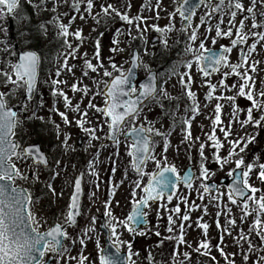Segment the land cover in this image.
<instances>
[{
  "label": "rangeland",
  "instance_id": "rangeland-1",
  "mask_svg": "<svg viewBox=\"0 0 264 264\" xmlns=\"http://www.w3.org/2000/svg\"><path fill=\"white\" fill-rule=\"evenodd\" d=\"M27 1V0H25ZM129 1V2H128ZM126 7L121 10L127 13L130 17L137 18L139 23V29L136 24H128L126 21L120 22L118 27L113 26L109 34L100 32L99 24L94 21L96 13L101 5L112 4L115 7L119 5L118 0H99L94 1L95 7L93 14L88 15L83 9L86 7L81 5V12L71 15L69 18L65 17L63 6L66 5L64 0H60L57 4L56 0H47V4L44 7V11L49 12V15L53 16L55 24L49 30H46L43 34V41L40 42L41 52V65H40V80L36 91V98L34 101H26V110L22 108L20 118L22 122V128H18L17 140H19L25 146L40 144L43 150L48 154L50 158V167L48 169L43 168L41 165L34 164L32 159L27 160V164H20V167L24 174L29 177L28 180H17V186L23 187L27 191H31L34 197L33 211L38 213L41 219V231H47L50 227L54 226L55 222H64V217L68 212L70 205V198L73 193L75 180L79 173L83 175L84 184V196L81 209V218L77 226L69 227L68 232L70 239L65 241L66 246L69 249V253L65 255L64 260L61 261L55 254L48 253L45 260L54 258L52 264H68V255L78 256L86 252L89 253V262L94 264L96 260L97 264H100V250L97 245L105 248V233L102 230L109 217L105 215L106 201L111 203V210L114 216L123 220L132 211V200L136 197L132 196L133 191H138L135 188V181L140 177L134 172L131 165V157L127 154L128 144L131 140L125 143V137H120L119 148L113 144H106L105 135L108 133V127L104 123V117L96 110L89 109L87 106L91 101L93 104L99 107L105 106V98L103 95L104 85L102 81H111L112 77L103 76L104 69H100L99 72H92L86 68L84 53H87V59L92 60L93 64H97L98 61L93 59L96 49V41H100L99 60L103 62L105 68L108 71L113 72V75H119L112 67V63H115L118 67L127 71L129 67V60L134 49L141 51V60L143 65H147L151 71H156L159 75L160 88L167 89V96L158 95L155 100H152L145 108L142 109V115L139 123H147L144 117H147L148 121H152L156 128L161 129L162 132L168 133V139L170 145L167 149L168 163L174 164L180 172V175L189 167L192 166L195 169L198 177L200 176L201 168V156L200 145L204 143V154L207 160L204 162L206 166L216 173L205 183L212 181H219L222 178L232 179V176L228 173L236 167L234 160L238 157H232V163L225 165L223 169H220L219 165L215 161L214 153L217 149L214 148L213 141L209 138V134L215 127L216 136L220 138L223 143V148H220L219 154L221 157L228 158L231 150L230 141L244 137L245 134L254 135L255 139L252 143L247 144L245 151L240 153L245 159V165L264 163V126L261 128H255L252 124L241 126L239 121L245 120L247 116L246 109L250 107V101L246 97H237L235 104L241 109L239 115L235 117L236 123H230L233 112V102L228 100H217L213 98L211 101L206 99L210 89L206 81H211L212 84L217 85V96H235L239 88V83L242 82L240 77L229 75L227 77L228 84H236L235 90H225L220 87L219 82L223 78L224 72H230V68L221 67L220 72L214 77L205 78L201 72L197 70V66L194 64L192 68V77L194 82L191 84L192 91L196 93L197 99L200 105V112L197 117L191 122L192 138L186 139V132L184 127H178L176 119H180L185 114V107L187 101L190 99L185 92V86L181 82L180 73L187 71L182 66L183 61L191 60L192 56L188 54L185 49L191 41L188 40V36L191 34L193 28L198 29V39L196 41V47L199 51V43L201 40L206 42L208 49H216L221 46L231 47L232 52L229 54V59L232 64L241 63V48L248 51V46L237 45L233 46L232 41L238 31L241 21L244 22V31L249 34L250 38L248 45H251L256 37L251 36V32L260 31L264 32V27L259 29H252L253 23L252 14L248 12H238L236 20L232 24V30L234 35L232 37H217L215 43H213V37H216L217 26L227 31L229 27V21L231 19V12L235 11L234 8L225 7L222 13L215 15L214 7L221 0H207L206 4L198 10L195 17L190 23V27H187V31H184V22L182 21L179 13L176 14L175 21L171 20V13L175 12L177 6L181 4L182 0H150L154 2L152 9H143L146 0H128ZM227 4L229 0H225ZM234 2V0H232ZM245 8L252 6V0H243ZM67 7V6H66ZM256 18L259 22H264V18L260 19L259 14L264 13V4H261L257 0L255 7ZM211 13V15H209ZM158 14V15H157ZM81 15L85 18L81 19ZM59 16L60 20L64 24L69 25V36L63 37L61 30L58 27V22L55 17ZM247 16L248 19H244ZM73 17L75 20L73 22ZM144 17L143 20L138 19ZM223 20V23H221ZM203 21V26H201ZM173 25V30L163 32L156 31L153 25H158L160 29H167L169 25ZM24 23H20L19 16L13 17V30L10 29L9 17L6 15L4 18H0V91L9 93L7 99L9 101V107H17L23 102L26 87L15 86L12 84H5L6 77L3 72L7 71L13 76V69L9 66V62H17V50L15 49L16 43H18L20 49H26L32 46V37L30 38L28 33L29 29L24 31ZM147 26V27H146ZM211 26L212 31L209 34L206 29ZM77 29L83 30V40L77 39L71 33H74ZM53 30V34H51ZM143 30V32H141ZM131 32V35H129ZM119 33V35H117ZM19 35H22L19 37ZM159 38L158 44L152 45V40ZM119 40V45L115 43ZM167 40V46L164 44V40ZM65 40L72 43V49L78 47L76 56L79 58H69L68 64L71 67V71L65 69L63 64L66 59V53L72 51L68 49ZM117 48V51H113ZM122 49V50H119ZM253 61H259L257 64L256 72L251 73L254 78L257 91L264 89V42H260L257 45V50L254 53H250L249 65ZM148 68L142 66L140 72V79L145 78L149 71ZM59 70V74H58ZM244 69L242 68L241 71ZM84 71H88V75L84 76ZM175 71L176 74H173ZM67 81L66 84H60L58 87L63 89L67 93L72 101V108L65 106V101L62 96L53 95V90L57 85L53 84L54 80ZM187 79V77H185ZM166 81V83H165ZM100 83V95H95L97 91V83ZM23 84V82H21ZM79 84L80 88L85 85L88 86L89 91L87 95L82 91H73L72 85ZM93 97H95L93 99ZM189 98V99H188ZM163 103L164 108L160 107L157 102ZM221 104L223 111L221 119L223 123L219 126H215V112L216 104ZM79 105L80 112L87 110L89 115L87 119L91 122L86 124V127H98L103 125V131L98 130L96 135L101 137L98 140H93L75 123L78 117V113L75 111V106ZM59 109V112L67 113L69 120L72 123L65 124L59 112L55 109ZM264 112V110H262ZM261 112H255L254 116L258 117ZM31 117V119H29ZM43 117V119H40ZM60 125L59 130L52 123ZM226 127H230L232 130L231 136H225V133L221 130ZM129 130L125 128L126 131ZM71 135V139L68 141V148H65L63 141L66 136ZM80 138H82V145L79 146ZM156 142L155 153L159 158L162 155L164 148V137L154 136ZM245 147V145H241ZM118 150L119 155H114ZM239 152V148L236 149ZM98 152L97 158L93 155ZM101 153V154H100ZM258 158V159H257ZM95 161L100 163V171L102 182L98 183L97 177L92 175L95 172ZM246 170L245 167H242ZM156 165L154 162L149 161L147 163L146 171H156ZM39 172L40 181H34L31 179L32 173ZM59 172V175L55 174ZM259 168H255L250 174V182L257 188H264V183H261L257 178ZM123 181V183H121ZM143 181L146 184L148 177H143ZM47 184H52L55 188L53 193ZM98 185V186H97ZM201 180L196 179L194 187L191 189L180 186L176 193L173 195V200L169 204L167 198L163 202L158 201L156 204L151 203V207L147 209V216L151 221L150 227L146 230H142L139 233H130L127 230L118 227L117 231L120 234V239L125 243L120 246L123 251H128L127 244H132V260L135 264H173V250L178 247L180 255L175 257L177 264H230V261L234 260L235 264H254L255 260L264 253L260 252V247H264V241H261L259 236L255 232H249V229L253 225L255 213L249 216L247 219H241L244 215L240 204H232L228 196L225 187H221L219 192L225 193L220 201L214 197L218 194L209 196L205 194L204 199L201 200L197 193L203 192L200 187ZM113 187H115V193L113 194ZM60 193H63L60 195ZM142 195V193H138ZM257 197L260 195L258 192ZM179 197H187V203H182L178 199ZM38 198V199H36ZM163 203V207L161 204ZM180 204L181 213H171L175 223L169 224L168 216L170 210L177 204ZM197 207L193 210L192 205ZM219 205V207H218ZM207 207V213L204 208ZM255 207V205H252ZM91 208L92 214H89ZM231 208V212L228 209ZM87 210V212H86ZM189 215L191 217L188 221H181L179 216ZM91 215V216H90ZM96 217V223L94 225L95 231L88 232L91 239L84 237V244L79 243V238L84 236V232L91 225V218ZM202 218V219H201ZM235 218L236 224L230 226L228 221ZM219 221V227L217 226ZM209 224L208 234L204 235V230L199 227V224ZM184 224V238L187 244H178L176 237L179 234V225ZM173 228V232L167 231L168 227ZM107 228V227H106ZM109 231L110 229L107 228ZM230 229L231 235L228 234ZM241 229L245 235H250L252 241L257 247L253 250L249 259L245 261L244 256L247 254V242L238 241ZM111 232V231H110ZM160 235L157 236L156 233ZM143 233V234H141ZM112 236V233H111ZM172 236L173 239L169 240L168 237ZM71 237L77 239L76 244L71 243ZM114 237L112 236V241ZM201 240L210 241L212 247L210 248V255H204V249L199 252L196 251L198 244ZM162 242V243H161ZM243 245V247H241ZM219 247H223L229 254L236 253L233 257L229 255V259L226 261L224 256L218 251ZM87 248V249H86ZM188 252L191 254V259L185 257L183 253ZM138 253V255H137ZM216 260L213 261L212 257ZM189 260V261H188Z\"/></svg>",
  "mask_w": 264,
  "mask_h": 264
},
{
  "label": "snow or ice",
  "instance_id": "snow-or-ice-1",
  "mask_svg": "<svg viewBox=\"0 0 264 264\" xmlns=\"http://www.w3.org/2000/svg\"><path fill=\"white\" fill-rule=\"evenodd\" d=\"M57 4L60 0H56ZM67 3V0H64ZM207 0H200V4H206ZM261 4H264V0H259ZM28 4H31L35 8H40V4L35 3V0H27ZM42 3L47 4V0H42ZM86 3V7L83 9L88 15L93 14V9L95 7L94 0H72V8L76 13L81 12V5ZM189 0H183V3L177 6L175 12L171 13V20L174 22L176 14L179 13L180 17L183 20L191 22L196 15V7L191 8L187 7ZM257 5V0H252V6L245 8L243 0H229L227 7L234 8L235 11L231 12V19L229 21V27L227 31L217 26L216 37H213V43L217 37H232L234 35L232 30V24L236 20L238 12H248L252 14L253 23L251 25L252 29H259L264 27V22L257 21L255 7ZM101 11L104 16H110L112 13L118 15L122 20L126 21L128 24H136V27L139 29V23L137 18L130 17L127 13L120 12L112 4L101 5ZM225 7V0H221L220 5L216 8V11H220ZM21 9V0H0V18H4L7 14L15 15ZM101 13L97 12L96 17H100ZM158 15V14H157ZM211 15V13H209ZM264 16V13H261ZM81 19L85 17L81 15ZM58 22V27L61 30V35L63 37H68L70 32V24L66 25L60 20L59 16L55 17ZM138 19L143 20L144 17H139ZM244 19H248L247 16ZM75 17H73V22ZM99 23V19H97ZM223 23V20H221ZM191 25L189 24V27ZM201 26H203V21ZM46 31V26H43ZM147 27V26H146ZM153 28L156 31L167 32L173 30V25L170 24L167 29H160L158 25H153ZM245 25L241 21L238 27L237 34L235 39H233V46L237 45H246L248 46V51L246 52L244 48H241V63L232 64L229 59V54L232 52L231 47H226L223 53L217 55L215 52H212L207 48L206 42L201 40L199 43V51L197 50L196 41L198 39V29L193 28L191 34L188 36V40L191 41L185 49V51L192 56L191 60L183 61L182 66L187 69L186 72L180 73L181 82L185 86L186 95L191 99L190 111L194 114H199L200 105L197 99L196 93L192 91L191 84L194 82L192 77V68L195 64L197 70L202 73V75L207 78L212 75L213 72L219 73L221 67L230 68V72H224L222 80L219 82L220 87L225 90H235L237 88L236 84H228L227 77L229 75H235L240 77L242 82L239 83L238 91L235 96H217V85L212 84L211 81H206L209 85V93L206 96V99L211 101L213 98L217 100H228L233 102V112L231 114L232 119L230 123H236L235 117L239 115L241 109L238 105L235 104L237 97H246L250 101V107L246 109L247 116L245 120L239 121L241 126H246L252 124L255 128H261L264 126V89L257 91L255 81L251 73L256 72L257 64L259 61H253L249 65L250 53H254L257 50V45L260 42H264V32L253 31L251 36L256 37L257 39L248 45L249 34L244 31ZM187 31V28L184 29ZM206 31L210 34L212 31L211 26H209ZM143 32V30H141ZM77 39L83 40V30L77 29L74 33H71ZM119 35V33H117ZM131 35V32H129ZM68 49H72V43L65 40ZM119 45V40L115 41ZM167 40H164L165 46H167ZM100 41H96V49L93 59L98 61L97 64H93L92 60L87 59V53H84L85 56V65L86 68L92 72H99L100 69H104L103 76L112 77L111 81H102L104 85V98L105 106L99 107L98 105L93 104L91 101L88 104L89 109H95L96 112H99L104 117V123L108 127V133L105 135L106 140H110L113 145L119 148L120 145V136H125V143L128 140H131V143L128 144L127 154L132 158L131 165L134 172L140 177L139 180L135 181V188L138 191H133L132 196L136 197L132 200L133 209L132 212L123 220L114 216L111 210V203L106 201V212L105 215L109 217L108 222L103 225L110 229L113 239V245L117 247L119 252L120 246L125 242L120 239V234L117 231V228H123L130 233L135 234L137 231L136 226L147 217L146 209L151 207V202L161 201L165 199L167 194V202L170 204L173 200V192L177 191L180 184H184L188 189L194 187V181L196 179L201 180L200 187L203 189V192H198V197L203 200L205 194L212 196L211 187L209 184L205 183L211 177L215 176L216 173L211 171L206 164L204 163L207 160V157L204 154V148L206 145L201 143L200 145V156H201V168L200 176L195 177L191 174H185L184 176L180 175L179 170L174 164L168 163V157L166 155L168 146L170 145V140L168 139L169 134L164 133L161 129L156 128L152 121H148L147 117H144L145 123H137L141 119L142 109L145 105V101L155 100L158 95L167 96V89H161L158 87L157 80L158 76L151 73V69L147 65H143L139 55H135L134 59L137 62L134 67H145L148 68L150 73L149 82L144 84L142 88L138 89L132 84V78L134 73L132 71H125L122 68L118 67L115 63H112L111 67L119 75L114 76L113 72L108 71L103 62L99 60ZM117 48H114L113 51H117ZM122 50V49H119ZM76 52H78V47L72 49L71 52L66 53V59L63 64L65 69L71 71V67L68 64V59L75 57ZM211 53V54H209ZM39 64L40 57L37 53L32 51H25L22 55L19 56V59L16 63L9 62V66L13 69V73L16 79L12 78V75L7 71L3 72L4 77H6L5 84H12L17 87L24 86L26 87V99H31V96L34 92L38 73H39ZM211 68V71L209 70ZM244 69L241 71V69ZM59 74V70H58ZM173 74H176L175 71ZM84 76L88 75V71H84ZM187 77V79H185ZM23 82V84H21ZM66 84L67 81H61L59 79L54 80L53 84L57 87L53 90V95L62 96L65 101V106L72 108V101L63 89L59 88L60 84ZM166 83V81H165ZM97 91L95 95H100V83L98 82ZM72 90L82 91L87 95L89 88L85 85L83 88H80L79 84L72 85ZM9 93L0 91V264H46L45 257L48 253L55 254L61 261L64 260L66 254L69 253V249L65 244V241L70 239V234L68 232L69 227L76 225V217L80 213V197L82 195V180L83 175L76 180L75 182V191L71 197V203L67 214L64 217V222H55L54 226L50 227L47 231H41V219L38 213L33 211L34 197L31 191H27L23 187L17 186V180H28L29 177L24 174L20 164H27L28 159H32L36 164H43L47 166L49 164V159L45 154L41 152L39 147L35 145L25 146L19 140L18 128H22V122L20 118V113L18 110H15L13 107H9V101L7 99ZM95 97H93L94 99ZM160 104L161 108H164L163 103L157 101ZM24 110H26L27 105H22ZM59 112V109H55ZM75 111L79 114L75 123L80 127L85 133H87L91 139L98 140L101 137L97 136L96 133L98 130L103 131V125L98 127H86V124L91 123L87 117L89 115L88 111L85 110L82 113L80 112L79 105L75 106ZM223 107L221 104H216L215 112L217 113L215 117V126H219L223 123L221 115ZM255 112H261V114L256 117L254 116ZM59 115L63 119L65 124H71L72 121L69 120L67 113L59 112ZM31 119V117H29ZM43 119V117H40ZM195 119V115L190 118H181V124L184 126V131L186 132V139L192 138L191 133V122ZM57 130H59L60 125L56 124L55 121H52ZM125 128L129 130L125 133ZM225 136H231L232 130L230 127L221 129ZM154 136L164 137V148L162 155L158 158L155 153L156 142ZM209 138L213 141V147L217 149V152L214 153L215 161L219 165L220 169H223L226 164L232 163V157H238L234 160L236 167L232 169L228 175L232 176L233 184L227 191L226 195L228 196L229 201L232 204H240L243 212L241 219H247L249 216H252L255 213V218L253 221L252 227L249 229V232H255L261 241H264V188H257L250 182V174L255 168H259L257 173V178L261 183H264V163L249 164L245 165V159L240 153L245 151L247 144L252 143L255 139L254 135L245 134L244 137L230 141L231 150L229 152L228 158L221 157L219 154V149L223 148V143L220 138L216 136L215 127L212 132L209 134ZM71 139V135L65 137L63 145L65 148H68V141ZM245 147H241V145ZM239 148V152L236 149ZM114 155H119L117 150ZM258 159V158H257ZM152 161L156 165V171L148 172L146 171L147 163ZM94 166V164H93ZM245 167L246 170L243 172L242 176H236L235 173L238 169ZM59 175V172L55 174ZM94 176H99L98 172L92 173ZM148 177V182L145 184L143 177ZM31 179L34 181H40L39 172L32 173ZM123 183V181H121ZM98 186V185H97ZM48 187L53 193L55 188L52 184H47ZM113 194L115 193V187H113ZM260 195L257 197V193ZM138 193H142L139 195ZM63 193H60L62 195ZM225 195L223 192H218L214 197L218 201L222 199ZM38 199V198H36ZM180 202L187 203V197H179ZM252 205H255L253 207ZM163 207V203L161 204ZM196 205L193 204V210L196 209ZM219 207V205H218ZM205 213H207V207L204 208ZM231 212V208L228 209ZM176 214L181 213L180 204L178 203L173 209L170 210L168 216L169 224L175 223L171 213ZM181 221H188L191 217L187 214L179 216ZM202 219V218H201ZM97 218H91V225L84 232V236L79 238V243L84 244V237L91 239L92 237L88 235V232L95 231V223ZM230 226L236 224L235 218H232L228 221ZM217 226L219 227V221H217ZM199 227L204 230V235L207 236L209 224L201 222ZM167 231L169 233L173 232L171 226L168 227ZM143 234V233H141ZM228 234L231 235L230 229ZM157 236L160 235L159 232L156 233ZM184 224L179 225V234L176 237L178 244H187V241L184 238ZM169 240L173 239L172 236L168 237ZM238 241H246L248 248L247 254L244 256L245 261H247L252 254L253 250L257 247L252 241L250 235H245L243 229H241L240 236ZM71 243L74 245L77 243V239L71 237ZM162 243V242H161ZM97 245L100 250V264H119L117 259H114L108 255H105V250L103 247L99 246V241ZM128 247V260L127 264H135L132 260L134 253L132 252V244L129 242ZM212 247L210 241L201 240L196 248V251L199 252L201 249H204V255H210V248ZM243 247V245H241ZM260 252L264 253V247H260ZM218 251L224 256L225 260L229 259V255L235 256L236 253H227L223 247H219ZM138 255V253H137ZM180 252L177 248L173 250V264H177L175 257L179 256ZM185 257L191 259V254L188 252L183 253ZM69 260H77L78 264H84L88 260L87 256H84L82 253L78 256L68 255ZM212 260L215 261L216 258L213 256ZM218 264V262H217ZM230 264H235V261H230ZM254 264H264V255L260 256L255 260Z\"/></svg>",
  "mask_w": 264,
  "mask_h": 264
},
{
  "label": "trees",
  "instance_id": "trees-1",
  "mask_svg": "<svg viewBox=\"0 0 264 264\" xmlns=\"http://www.w3.org/2000/svg\"><path fill=\"white\" fill-rule=\"evenodd\" d=\"M96 1V0H94ZM99 0H97L98 2ZM105 1V0H101ZM120 1L119 5H117L116 8L120 12L123 10V8L126 7V2L128 0H118ZM150 0H146L145 6H143V9H152L154 7V2ZM129 2V1H128ZM35 3L40 4V8H35L31 4H28L27 1L23 2L21 5V9L18 11L17 16L20 18V23H24V31L26 32L27 29H29V37H32V48L35 50L40 49L39 45L40 42L43 41L45 37H43V34L45 32V29L43 26H46V30H49L51 27L54 26L55 21L53 20V16L49 15V12L44 11L45 4L42 3V0H35ZM86 5V3L84 4ZM105 5V4H104ZM67 6V7H66ZM106 6V5H105ZM65 7V8H64ZM65 17L69 18L71 15L76 13V11L72 8V0H67L66 5L63 6ZM98 12L101 13L100 17H96L95 21L99 19V28L100 32H107L109 34L111 32V29H113V26L118 27L120 22L124 21L122 20L118 15L115 13H112L110 16H104V14L101 11V8H99ZM53 30H51V34H53ZM27 34V32L25 33ZM22 35H19V37Z\"/></svg>",
  "mask_w": 264,
  "mask_h": 264
},
{
  "label": "water",
  "instance_id": "water-1",
  "mask_svg": "<svg viewBox=\"0 0 264 264\" xmlns=\"http://www.w3.org/2000/svg\"><path fill=\"white\" fill-rule=\"evenodd\" d=\"M182 3H183V2H182ZM202 5H203V4H200V0H189V4L187 5V7L191 8V7L195 6L196 9H198V8H199L200 6H202ZM219 5H220V3H219ZM219 5H218V6H219ZM218 6H217V7H218ZM217 7H216V8H217ZM220 11H221V10H220ZM220 11H219V12H220ZM216 12H218V11H216ZM7 15L10 16V15H12V14H7ZM184 21H185V26L187 27L188 24H189V21H186V20H184ZM11 25H12V22H11ZM158 42H159V40L156 38V39H154V40L152 41V44H156V43H158ZM26 51H30V50H26ZM223 51H224V49H220V50H216V51H212V52H215L217 55H219V54L223 53ZM24 52H25V51H22L21 53H19V56L22 55ZM32 52H33V51H32ZM35 53H36V52H35ZM37 54H38V53H37ZM209 54H211V53H209ZM38 55H39V54H38ZM135 55H139V56H140V53H139L138 50H135V51L133 52V55H132V57H131V59H130V67H129V69H128V71H132V72L134 73V76H133V78H132V84H133L134 86L136 85L137 81L139 80V72H140V68H141V67H134V65L137 63V62L135 61V59H134ZM39 57H40V56H39ZM18 59H19V57H18ZM39 66H40V64H39ZM209 70L211 71V68H210ZM39 73H40V72H39ZM39 73H38V78H37V82H36V86H35L34 92H33L32 96H31V99H28V100H32V99L34 98V96H35V90H36V87H37V84H38V80H39ZM151 73H152V74H156V75L158 76V74H157L156 72H151ZM214 73H215V72H213L212 74H214ZM14 76H15V75H14ZM149 76H150V74L148 75V77H147L146 79H144L143 81H141V82L138 84L139 89L142 88V86H143L144 84H146V83L149 82ZM15 78H16V77H15ZM157 84H158V80H157ZM24 100H26V95H25V97H24ZM150 100H151V99H150ZM150 100L145 101V104H147ZM14 109L19 111L21 108L18 107V108H14ZM108 142H111V141L109 140ZM37 147H39V149L41 150V147H40V146H37ZM41 152H42V151H41ZM42 153H43V152H42ZM43 154H44V153H43ZM47 166H48V165H47ZM47 166H46V167H47ZM243 172H244V170H242V169H241V170H237L236 173H235V175H236V176H242ZM185 174H191V175L194 176V173H193V171L191 170V168H190ZM185 174H184V175H185ZM221 183H222V184H225L226 181L223 180ZM232 184H233V181L230 182V183L228 184V189L231 187ZM210 187H211V191H212V193H214V192L217 191L218 186H217L216 183H211V184H210ZM174 192H175V191H174ZM174 192H173V193H174ZM82 195H83V191H82ZM82 195H81V197H80V210H81ZM166 196H167V194H166ZM154 202H156V201H154ZM79 217H80V215L76 217L77 223H78ZM77 223H76V224H77ZM148 226H149V222L147 221V219H144V220H142V221L136 226V228H137V231H138V230H140L141 228H146V227H148ZM104 254H105V255H108V256H110V257H112V258H114V259H117V260L119 261V264H127L128 253H121L120 251H119V252L117 251V248H116L115 246H113L112 243H111L109 233H108V236H107V249L105 250ZM48 264H49V263H48Z\"/></svg>",
  "mask_w": 264,
  "mask_h": 264
},
{
  "label": "bare ground",
  "instance_id": "bare-ground-1",
  "mask_svg": "<svg viewBox=\"0 0 264 264\" xmlns=\"http://www.w3.org/2000/svg\"><path fill=\"white\" fill-rule=\"evenodd\" d=\"M86 212H87V210H86ZM88 212H89V214H92L91 208L89 209ZM83 255L88 257V260L85 261L84 264H92V263L89 262V253L87 254L86 252H84ZM68 264H78V261L77 260H71V261L69 260ZM94 264H97L96 260H94Z\"/></svg>",
  "mask_w": 264,
  "mask_h": 264
},
{
  "label": "flooded vegetation",
  "instance_id": "flooded-vegetation-1",
  "mask_svg": "<svg viewBox=\"0 0 264 264\" xmlns=\"http://www.w3.org/2000/svg\"><path fill=\"white\" fill-rule=\"evenodd\" d=\"M81 145H82V142H81Z\"/></svg>",
  "mask_w": 264,
  "mask_h": 264
}]
</instances>
